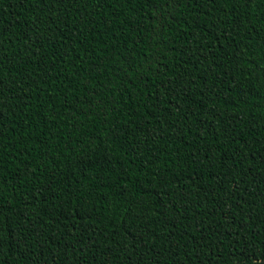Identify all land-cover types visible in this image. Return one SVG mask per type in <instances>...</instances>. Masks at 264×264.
Listing matches in <instances>:
<instances>
[{"label":"trees","instance_id":"obj_1","mask_svg":"<svg viewBox=\"0 0 264 264\" xmlns=\"http://www.w3.org/2000/svg\"><path fill=\"white\" fill-rule=\"evenodd\" d=\"M0 264H264V0H0Z\"/></svg>","mask_w":264,"mask_h":264},{"label":"snow or ice","instance_id":"obj_2","mask_svg":"<svg viewBox=\"0 0 264 264\" xmlns=\"http://www.w3.org/2000/svg\"><path fill=\"white\" fill-rule=\"evenodd\" d=\"M166 3L173 9L176 6V0H166Z\"/></svg>","mask_w":264,"mask_h":264}]
</instances>
